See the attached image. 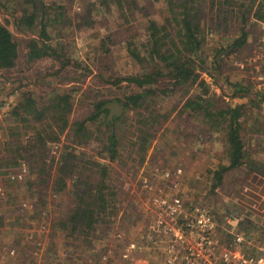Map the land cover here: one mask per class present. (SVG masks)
<instances>
[{"label": "rangeland", "instance_id": "rangeland-1", "mask_svg": "<svg viewBox=\"0 0 264 264\" xmlns=\"http://www.w3.org/2000/svg\"><path fill=\"white\" fill-rule=\"evenodd\" d=\"M42 1L48 5L53 0ZM135 2H138V9L127 11L126 17L120 14L115 4H110L107 9L104 6L94 9L98 17V30H92L83 27L79 13L85 6L82 0H75L66 10V14L72 16V24L49 32L50 43H61L64 46L59 51L62 50L63 59H68L69 64L62 67L61 61L51 57L27 62L26 44L29 39H37L38 33L36 28L31 31L23 26L18 27L16 15L23 8L31 9V4L24 0H0V23L10 30L19 50L15 66L9 70H0V141L8 138L6 126L9 122L5 119L7 112L25 92L47 95L57 91L70 94L72 107L69 119L72 121L87 117L93 111L92 104L98 99L123 104L126 96L138 91L128 82L113 84L117 78L142 72L143 67L129 55L126 45L118 43L107 54L98 47L104 36L116 31L123 32L127 28L126 32L131 35L130 41L134 45L139 47L146 43L147 20H162L164 0ZM141 7H145L144 12H141ZM203 8L201 23L210 17L205 6ZM146 12L150 13L147 18L143 15ZM229 18L232 26L227 31L220 28L208 32L202 48L209 57L205 65L209 75L201 71L200 77L208 83L212 105L216 109L231 101L232 105H237L253 95L258 100L264 93V23L250 19L251 23L247 27L250 33L243 46L230 50L228 54L217 53L215 49L228 48L237 36L239 22L235 20V15ZM116 38L122 39L120 35ZM214 56L218 57L221 64L219 69L211 63V57ZM169 83L163 79L153 88L172 89ZM249 85L252 95L248 98L233 94L235 89H246ZM199 90V86L194 84L189 93L195 94ZM182 92V87H176L170 96L159 94L149 97L146 102L147 111L155 109V115L167 113L169 116L161 125L159 121L162 119L158 118V126L154 124L157 127L154 137L143 152L139 151L140 141L137 137L138 130L144 126L138 124L134 108L124 110L125 121L116 124L115 134L121 139V145L115 159H110V154L102 150L109 134L103 127L102 132L98 130L103 114L90 123L92 134L89 142L78 146L64 139L62 134L60 143L52 148L56 150V158L61 146L69 145L74 146L75 152L82 159L109 165V175L123 194L120 195L122 200L119 210L105 230L104 238L93 242L87 250L82 247L77 250L72 246L66 247L61 236L50 240V219L40 218L37 222L33 204L29 202L32 200L23 202L22 193L18 191V210L13 211L12 202L0 201V212L4 214L3 225L0 226V264H164L161 247L150 241V236L156 237V232L151 229L156 226L159 218L161 207L158 201L172 204L174 199L185 205L196 204L211 211L218 220V236L223 244L231 241L234 234H243L251 243L244 248L246 254L263 247L264 177L249 172L243 165L227 171L222 184L212 189L213 171L220 164H227L226 140L223 132L208 131L207 126H202L200 115H190L188 110L182 109L185 98ZM247 107L251 106L248 104ZM249 111L247 119L243 120L240 135L244 150L250 153L249 159L262 165L264 101L260 108L252 107ZM201 128L203 134L200 137L198 130ZM209 141L211 143L207 144ZM178 168L181 172L175 174ZM166 172L170 173L168 178L165 177ZM5 177L6 174H0V187L7 195L13 191L14 184L6 181ZM70 179L68 177L67 184L71 182ZM175 182L177 185H174ZM160 216H164V212ZM18 238H24L27 242L36 241L33 251L27 248L21 252L18 251L20 247L9 254L4 253L10 240ZM48 246L52 248L51 252L47 251ZM96 251H102L101 258L97 257Z\"/></svg>", "mask_w": 264, "mask_h": 264}, {"label": "trees", "instance_id": "trees-1", "mask_svg": "<svg viewBox=\"0 0 264 264\" xmlns=\"http://www.w3.org/2000/svg\"><path fill=\"white\" fill-rule=\"evenodd\" d=\"M40 1L43 6L41 21L36 17L34 0H24L31 4V9L23 8L16 15L18 27L23 26L31 31L36 28L38 33L37 39H29L26 44L27 62L51 57L61 61L63 67L69 64L68 59H63L62 50L59 51L60 48L64 49V46L61 43H58L59 46L50 43L49 32L72 24V16L66 14V10L75 0H53L48 5ZM82 4L85 9L79 15L84 23L83 27L92 30H98V17L94 9L100 6L107 9L110 4H115L120 14L125 17L127 11L132 12L139 7L135 0H82ZM203 6L210 17L201 23ZM164 8L161 21L157 22L152 18L147 20L148 38L141 46L137 47L130 41L131 35L126 32L128 28L123 32L116 31L104 36L98 46L101 52L107 54L111 52L112 46L124 43L129 55L143 67L139 74L117 78L113 82H128L138 90L126 96L123 105L125 111L134 108L138 124L146 127L138 130L139 151L146 150L147 144L153 139L157 130L154 124L158 126V118L162 119L159 121L161 125L169 116L167 113L155 115V109L147 111L146 102L149 97L159 94L170 96L176 87H182L181 95L185 96L182 109L188 110L190 115H200L202 126H207L208 131L223 132L226 140L227 164H220L213 171L212 189L222 184L227 171L243 165L249 172L264 175V164L258 165L254 159H249L250 153L244 150L240 135L243 120L247 119L252 107L260 108L264 93L258 100L256 95L248 98L252 95L251 86L246 89L240 87L235 89L233 94L246 97L247 101L235 106L226 104L216 109L212 105L209 85L200 77L201 71L209 75V70L205 67L209 57L202 49L208 32L220 28L227 31L232 26L229 17L235 15V20L240 25L237 36L228 48L218 47L215 51L228 54L230 50L240 48L250 33L247 29L251 23L250 19L264 23V0H164ZM141 9V12H144L145 7ZM143 15L147 18L150 13ZM119 35L122 39L117 40ZM18 57L17 42L10 30L0 23V70L12 69ZM211 63L218 69L221 67L215 56L211 57ZM163 79L170 82L172 89L153 88ZM194 84H197L200 90L190 94L189 89ZM106 103L107 100L98 99L92 104L93 111L87 117L70 121V94H60L57 91L47 95L25 92L7 112L5 119L9 122L6 126L8 138L0 141V174H6L5 180L14 184L13 191L7 195L5 193L0 201L12 202L13 211H16L19 208L17 193L21 191L23 202L32 200L29 202L33 204L37 222L40 218L50 219V240L61 236L66 247L72 246L76 250L78 247L87 250L93 242L105 237V230L109 228L119 210L122 200L120 195L123 193L109 175L110 167L107 163L82 159L80 154L75 152L74 146L69 145H62L56 158V150L52 148H56L55 145L60 143L62 134L64 139L78 146L89 142L92 134L89 130L90 123L103 114L98 130L102 132L103 127L109 134L102 150L110 154V159H115L121 145V139L115 134V127L118 122L125 121L126 116L123 113L108 120V109H102ZM248 104L251 107H247ZM202 131V128L198 130L200 137ZM21 165L26 167L24 177L20 181L11 180L8 174L17 172ZM68 177L71 178L69 184ZM3 215L0 212V226L3 225ZM35 244L36 241L27 242L24 238L12 239L3 252L9 254L20 247L18 251L21 252L27 248H32L30 250L33 251ZM46 249L49 252L52 250L50 246ZM101 253L102 251L95 252L98 258H101Z\"/></svg>", "mask_w": 264, "mask_h": 264}, {"label": "built area", "instance_id": "built-area-1", "mask_svg": "<svg viewBox=\"0 0 264 264\" xmlns=\"http://www.w3.org/2000/svg\"><path fill=\"white\" fill-rule=\"evenodd\" d=\"M26 172L21 165L17 172H10L11 180L20 181ZM181 172L176 169L175 174ZM170 173L166 172L165 177ZM174 185H177L175 182ZM4 191L0 187V199ZM160 203L159 218L155 227L156 237L150 236L154 245L161 247L164 264H264V246L246 254L244 248L251 244L243 234H234L223 244L218 236L219 224L211 211L200 205H185L178 199L172 204ZM166 210L167 212L163 211ZM164 212V216H160ZM262 219L264 221V212ZM263 243L264 244V233Z\"/></svg>", "mask_w": 264, "mask_h": 264}, {"label": "water", "instance_id": "water-1", "mask_svg": "<svg viewBox=\"0 0 264 264\" xmlns=\"http://www.w3.org/2000/svg\"><path fill=\"white\" fill-rule=\"evenodd\" d=\"M35 4H36V17L38 19V21L42 20V16H43V6L40 0H34ZM218 60V57H217ZM102 109H108V113H107V118L108 120H112L113 117L115 116H120L123 114L124 112V105L122 103L119 102H112V103H107L105 104Z\"/></svg>", "mask_w": 264, "mask_h": 264}, {"label": "crops", "instance_id": "crops-1", "mask_svg": "<svg viewBox=\"0 0 264 264\" xmlns=\"http://www.w3.org/2000/svg\"><path fill=\"white\" fill-rule=\"evenodd\" d=\"M232 102L233 101H231L229 104L231 105V106H235V105H232ZM235 104V103H234ZM238 105V104H237ZM211 143V141H209L207 144H210ZM213 145V144H212ZM253 173H255V172H253ZM256 174V173H255ZM257 175H260V174H257ZM260 176H262V177H264V175H260Z\"/></svg>", "mask_w": 264, "mask_h": 264}]
</instances>
